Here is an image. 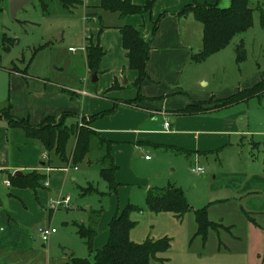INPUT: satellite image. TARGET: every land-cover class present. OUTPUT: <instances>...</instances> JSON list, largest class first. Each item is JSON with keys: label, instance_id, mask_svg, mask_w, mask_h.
<instances>
[{"label": "rangeland", "instance_id": "obj_1", "mask_svg": "<svg viewBox=\"0 0 264 264\" xmlns=\"http://www.w3.org/2000/svg\"><path fill=\"white\" fill-rule=\"evenodd\" d=\"M45 1L46 6L43 7L40 0H30L13 18L10 0H0V106H3L4 97L8 93L7 72L11 68H27L33 75L45 76L56 65L60 67L65 63V69L57 70L56 73L69 79L82 76L84 65L81 57L85 50L81 46L86 28L82 19L83 7L76 4L69 9L60 0ZM251 5L254 8V24L245 34L234 37L226 47L203 61H193V76L189 82L191 87L187 91L189 93H185L191 102L195 99V90L212 91L216 97L225 96L238 89L250 87L264 77V25L260 23L264 0H251ZM195 24L194 34L198 42L202 35V25ZM241 40L244 41L245 58L237 61L235 48ZM50 41L52 43L48 47L46 43ZM69 45H73L77 52L73 53L70 48L69 51ZM200 49H196L195 53ZM71 59L73 61L69 67ZM187 70L188 68L185 71ZM89 82L94 90L95 83L91 80ZM132 88L130 85L125 90ZM86 91L91 90L87 87ZM258 99H252L248 105L252 110L249 117L251 123H254L251 130L258 129L260 114L264 110V95ZM238 127L248 128L246 116ZM16 136V142H20L22 146L20 156L23 155L27 163L42 159L38 141L26 140L21 129H18ZM251 138L260 141L258 147L252 149ZM100 143L98 138L93 139L90 152L85 160L76 165V169L68 163L66 165H69V171L56 168L51 175L50 181L53 183V179L55 180L52 187L58 191L55 194L61 192L72 197L71 208L54 209L51 212L45 190L38 191L36 197L29 188L24 190L25 196L22 199L25 204L13 198L11 202L7 200L4 203L10 212L16 213L24 222V226L19 227L18 236H28L32 240V249H11L6 252L0 250V264H66L69 252L78 257L92 258L93 253L89 252L84 240L77 233L76 223H84L97 230L100 214L112 204L115 207L118 202L122 203L129 193L131 196L127 200L130 199L143 209L131 213L136 224L130 231V239L140 243L147 238H170L169 249L152 257L150 264H264V180H252L255 187L261 190L259 193L251 192L252 196L248 197L252 198V203L262 207L259 208L262 212L252 215L245 213L243 206L240 207L233 198L212 202L208 207L209 219L222 222L228 227H220L219 231L209 229L203 238L196 234L197 224L192 211L186 212L180 219L170 211L153 212L146 205L143 187L130 182H118L117 191H112L100 174ZM72 145L73 141L69 144L70 149ZM156 149L167 154L161 168L145 158L146 154L153 158ZM237 151L241 153V158L236 154ZM249 151L253 158L248 155ZM204 154L199 158L189 156L187 152L176 147L149 146L142 153H135L133 172L140 177H147L152 186L165 187L169 183L181 186L190 201L196 205L195 208L203 207L215 195H233L232 191L224 190L220 194L211 191L218 182L237 184L240 176H232V169H245L248 174H264V136L249 134L241 145H226ZM195 165L203 166L205 173L193 172L192 167ZM221 166L223 173H219L214 180L215 170ZM89 185L97 191L83 194L82 188ZM5 193L9 196L7 190ZM42 213L45 218L38 222L39 219L36 218ZM39 226H53L57 231L44 241L38 232Z\"/></svg>", "mask_w": 264, "mask_h": 264}, {"label": "crops", "instance_id": "obj_2", "mask_svg": "<svg viewBox=\"0 0 264 264\" xmlns=\"http://www.w3.org/2000/svg\"><path fill=\"white\" fill-rule=\"evenodd\" d=\"M100 1L82 0V4H80L83 7L82 19L86 26L81 47L85 50L90 41L94 43L99 41L105 51L98 71H95L96 80H93V71L87 66L85 51H82L81 57L84 65L82 76H75L71 79L56 73L57 70L65 69V63H62L64 67L56 65L57 67L45 73V76L33 75L28 70L24 73L18 66V69L11 68L7 72L8 93L3 101H10L12 114L28 118L32 124H38L49 116L58 117L64 111H73L90 118L93 114L117 105L114 113L96 118L90 126L112 142V154L118 166L117 181L142 186L145 196L147 189L152 187V183L147 177L134 174L135 153H142L149 146L176 147L187 152L189 156L200 158L203 153L207 154V152L219 150L226 145H241L249 134L264 136V110L260 114L258 129L251 130L250 128L254 123H251L249 112L252 110L248 105L252 99L257 97L230 106L210 108L192 114H179L177 112V110L195 101L207 102L211 98L219 99L229 95L216 97L212 91L195 90L193 91L195 99L192 102L185 96V93H189L187 92L191 87L189 82L193 76L192 56L196 49L202 48L203 25L194 18L192 13L179 16L177 12L186 4L192 3L193 0H155L150 11L142 15L128 14L126 16L99 8ZM132 1L142 5L146 0ZM198 1L201 3H218L222 7H227L230 4V0ZM164 12L166 14L161 17L158 28L154 32L153 22ZM195 23L202 25V35L200 41L197 40L198 42H196L194 34ZM124 24L137 27L144 39L150 43L147 66L148 78L141 83L140 92L143 98L136 104L123 102V100L134 99L138 95V89L135 86L138 72L128 67L126 50L122 45L119 27ZM48 43H50L47 45L49 47L52 41ZM71 47L74 46L69 45L68 50ZM76 52L77 49L73 53ZM72 61L71 59L69 67H71ZM187 68L188 70L185 71ZM199 78L202 79L203 77ZM89 80L95 83L94 90ZM114 83L117 84V87L110 89ZM130 85L133 88L125 90ZM87 87L91 91H86ZM245 116L248 128L242 129L238 127V124L242 122ZM167 118L171 125L169 130H164L163 122ZM10 135L13 140L17 137L18 130H9L6 122L0 119V250H5V252L11 249H18V251L32 249V240L28 236H18L19 227L24 226V222L17 217L16 213L10 212L4 205L7 200L11 202L12 198L19 199L25 204L22 199L25 196V188L12 187L11 184L4 183L5 180L9 179V174L19 169L22 171L30 170L40 163L41 166L36 167L48 174V185L38 191L45 190L48 201L50 196L58 192L52 187L55 180L53 179V183L50 181L56 168L47 170L46 167L49 166L45 165V161L48 154L43 150L40 143L38 148L42 159L35 163H27L23 155L20 156L21 153L13 156ZM251 139L252 149L258 147L260 141ZM236 154L241 158L240 152L237 151ZM252 156L250 158H253ZM145 158L147 161H151L153 165L161 168L167 154L156 149L153 158H150L148 154L145 155ZM215 171L214 180L219 173H223L222 166ZM245 171L248 170H231L232 176H240L235 185H228L223 182L214 184L213 181L212 192L217 191L220 194L226 190L232 191L231 194L233 195L227 197L215 195L204 205L233 198L240 207L243 206L242 209L246 213L250 215L259 213L262 210L259 208L262 207L252 203V198L248 197L252 196L250 195L251 192H260L261 189L255 187L252 180L257 178L264 180V174H252V172L248 174ZM4 188L8 191L9 196L5 193L6 190H3ZM183 191L192 208L196 209L194 207L196 205L190 201L184 189ZM127 195V198L131 196L130 193ZM127 198L122 203L115 204V207L112 204L108 210L100 214L99 227L94 237V248H100L108 241L110 220L127 203H133ZM44 218L45 215L42 213L36 219H39L38 222H40ZM55 230L57 231V228Z\"/></svg>", "mask_w": 264, "mask_h": 264}, {"label": "trees", "instance_id": "obj_3", "mask_svg": "<svg viewBox=\"0 0 264 264\" xmlns=\"http://www.w3.org/2000/svg\"><path fill=\"white\" fill-rule=\"evenodd\" d=\"M66 8H71L76 4H82V0H60ZM43 7L45 0H40ZM155 0H146L144 4H135L132 0H101L99 8L111 12H117L121 16L128 14H144L150 11ZM260 7V6H259ZM1 9V7H0ZM254 8L251 0H230L227 7H221L218 3H201L193 0L186 4L177 14L186 15L192 13L194 18L203 25L202 48L194 53L192 60L201 62L208 56L226 47L234 37L245 34L254 24ZM166 12L160 14L153 22V31L158 28L159 21ZM260 23L264 25V11L260 14ZM122 37V45L126 50L128 67L138 72L135 86L138 95L134 99L123 100L124 103L136 104L143 98L140 86L144 79L148 78L147 66L149 59L150 43L145 40L141 31L129 24L119 27ZM50 43H46L48 45ZM46 45H43L46 46ZM236 60L245 58L244 41L241 40L236 45ZM105 51L99 41H90L85 48V56L88 68L98 71L100 61ZM26 72L27 68L21 69ZM114 83L110 89L116 88ZM264 95V77L250 87L240 89L226 97L209 101H195L189 103L182 109L177 110L179 114H192L206 111L210 108H220L248 100L253 97L260 98ZM0 106V119L4 120L9 130L23 131L26 140L38 141L43 150L48 154L45 165L51 168H61L68 163L76 166L86 159L91 150L92 141L98 138L100 143V174L108 182L112 191H117L118 181L116 171L118 169L112 154V142L100 132L94 130L90 125L93 120L115 112L117 105L112 108L100 111L88 118L83 114L73 111H64L58 117L49 116L38 124H32L28 118L18 117L11 112V103L6 100ZM88 118V120H87ZM10 135V139H11ZM14 140V141H13ZM11 139L12 154L17 156L21 152L20 142L15 138ZM73 141L71 149L70 142ZM26 143V142H25ZM32 144V143H31ZM44 165V166H45ZM35 165L30 170L23 171L22 174H9L12 186L19 188H29L36 197L38 190L45 184L48 176L45 172L38 170ZM97 191L92 185L82 188V193ZM145 201L147 207L153 212L170 211L181 218L186 212L193 211L197 224L196 234L203 238L208 234L209 229L219 231L225 226L222 222L209 219L208 207L193 209L190 205L183 189L174 184L165 187L152 186L147 189ZM142 207L127 203L109 222L108 241L100 248H94V237L97 230L84 223H76L77 233L84 240L89 252L93 253L92 258L78 257L71 254L68 258L69 264H150V259L159 253L166 251L170 247V238L167 236L159 239L147 238L137 243L130 239V231L134 228L136 221L131 218V213L142 211ZM52 212V210H50ZM245 212V210H243ZM246 213V212H245Z\"/></svg>", "mask_w": 264, "mask_h": 264}, {"label": "built area", "instance_id": "obj_4", "mask_svg": "<svg viewBox=\"0 0 264 264\" xmlns=\"http://www.w3.org/2000/svg\"><path fill=\"white\" fill-rule=\"evenodd\" d=\"M70 50L75 51L76 48L71 47ZM85 92V91H84ZM170 120L167 118L163 122V128L164 130H169L170 129ZM75 169L77 166H73ZM50 169V168H48ZM63 171H69V165H65L60 168ZM192 171L197 173V174H203L205 173V170L203 166L196 165L195 167L192 168ZM5 184L10 185V180H5ZM45 184L48 185V180L45 181ZM48 207L50 210L54 209H61V208H71L72 207V197L69 194L63 195L61 192L58 194H53L50 196L49 201H48ZM38 232L42 238V240L47 241L49 236L55 232V228L53 226H39L38 227Z\"/></svg>", "mask_w": 264, "mask_h": 264}, {"label": "water", "instance_id": "obj_5", "mask_svg": "<svg viewBox=\"0 0 264 264\" xmlns=\"http://www.w3.org/2000/svg\"><path fill=\"white\" fill-rule=\"evenodd\" d=\"M30 0H10V11H11V16L13 18L16 17V13L17 11L22 8L24 6V4H26L27 2H29ZM93 80H96V72H93ZM23 171L22 170H16L14 172V174H22ZM69 255L71 254L70 252L68 253ZM66 264H69V262H67Z\"/></svg>", "mask_w": 264, "mask_h": 264}]
</instances>
